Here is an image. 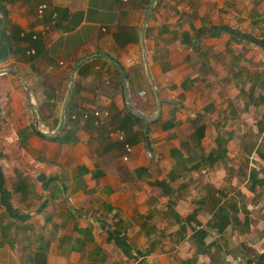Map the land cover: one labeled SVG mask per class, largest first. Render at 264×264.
I'll use <instances>...</instances> for the list:
<instances>
[{"label":"crops","instance_id":"obj_1","mask_svg":"<svg viewBox=\"0 0 264 264\" xmlns=\"http://www.w3.org/2000/svg\"><path fill=\"white\" fill-rule=\"evenodd\" d=\"M153 1L0 0V264H235L218 241L235 184L215 178L240 151L216 158L199 108L221 101L233 37L264 50V1L156 0L147 17ZM120 69L137 110L161 102L123 140Z\"/></svg>","mask_w":264,"mask_h":264},{"label":"rangeland","instance_id":"obj_2","mask_svg":"<svg viewBox=\"0 0 264 264\" xmlns=\"http://www.w3.org/2000/svg\"><path fill=\"white\" fill-rule=\"evenodd\" d=\"M254 3L253 0L248 1L249 5ZM245 12L247 16V10ZM251 13L254 11L251 10ZM248 19L247 16L245 20ZM240 21L243 22L244 18ZM261 21L263 24L264 11L261 12ZM253 24L242 29L253 32ZM258 35L264 36V28ZM236 44L240 47H236ZM229 45L226 53L240 51L243 54L239 59L224 60L223 57L214 61L215 66L225 65L223 73L221 69H213L215 81H221L223 86L221 90L217 92L216 88L214 92V96L219 95L221 101L218 105L199 108L203 117H206L203 123L209 128L207 139L202 142L213 147L211 143L219 134L227 139L225 146L230 148L229 151H240L236 158L227 156L228 159L226 157L217 165L215 179L225 180L226 184L234 183L235 186L230 191L238 197L236 208H230L236 216L232 217L230 228L225 232L229 236L220 237L218 241L230 248L227 259L233 263L258 264L257 259L264 252V185L259 186L257 183L253 190H249L252 179L248 180V176L251 170L256 172V180L262 179L264 175V50L255 43L238 37H233ZM208 54L210 53L207 52L206 55ZM225 72L227 74L224 76ZM241 89L243 92H240ZM238 141H241L240 149ZM193 142L189 141L187 145ZM224 190H228L226 185Z\"/></svg>","mask_w":264,"mask_h":264},{"label":"trees","instance_id":"obj_3","mask_svg":"<svg viewBox=\"0 0 264 264\" xmlns=\"http://www.w3.org/2000/svg\"><path fill=\"white\" fill-rule=\"evenodd\" d=\"M38 45H35V46H38ZM262 46L264 48V40H263ZM125 109H126V114L124 116L123 123L120 125V128H119L124 133L128 132L129 130H131V128H132V126L134 124H138V123H143L144 122L142 119H140V118L132 115L127 110V108H125ZM163 126H164V129H165V128L170 127L171 125L170 124H168V125H165L164 124ZM202 129H204V125H201V126L198 127V130L199 131L196 134L199 135V138L202 135L201 134L202 131H203ZM216 143H217V147H216V151H217L216 158L219 159L225 153V151H227L226 146H225L226 139L222 138L221 136H218L216 138ZM100 161H101V159H100ZM253 172L254 171H251L250 172V180L252 179V182L249 185V189L250 190H253L254 189V186L257 185V183L259 184V186H263L264 185V175H263L262 179H260V180L257 179L256 180L255 179V173H253ZM155 185L161 186V185H163V183L157 182ZM215 214H216V219H215L216 222H214V224H215L216 228L219 231H221V230H223L226 227L227 223L229 222L227 213L225 211V206H223V205L218 206L216 208ZM201 233H202V231L199 232V234H201ZM257 263L258 264H264V252L259 255V258L257 259Z\"/></svg>","mask_w":264,"mask_h":264},{"label":"water","instance_id":"obj_4","mask_svg":"<svg viewBox=\"0 0 264 264\" xmlns=\"http://www.w3.org/2000/svg\"><path fill=\"white\" fill-rule=\"evenodd\" d=\"M155 1H156V0H154L153 3L151 4V7H150V9H149V11H148V13H147V17L149 16V14H150V12H151V10H152V8H153V5H154ZM147 17H146V18H147ZM142 47H143V52H144V54H145V53H146V48H145V44H144V39H143V38H142ZM109 61H111L112 63H114V62H113L112 60H110V59H109ZM145 63H146V62H145ZM114 64H115V63H114ZM115 65H116V64H115ZM146 69H147L148 77L150 78V74H149V71H148V66H147V64H146ZM120 73H121V77H122V80H123V89H124V95H125V102H126V107H127L128 111H129L132 115H134V116H136V117H138V118H140V119H142V120H148V121L156 120V119L159 117V115H160V111H161V102H160V100H159V98H158V94H157V92L155 91V94H156V96H157V110H156V113L153 114V115H146V114L140 112V111L137 110V109L132 105V103H131V100H130V97H129L128 88L126 87V84H125L124 72H123L122 69H120ZM150 79H151V78H150ZM152 85H153V87H154L153 82H152ZM154 89H155V87H154ZM68 96H69V93H68V95H67V97H66L65 104H64V107H63V112H62V117H61V123H62L63 118H64V112H65V110H66V103H67Z\"/></svg>","mask_w":264,"mask_h":264},{"label":"built area","instance_id":"obj_5","mask_svg":"<svg viewBox=\"0 0 264 264\" xmlns=\"http://www.w3.org/2000/svg\"><path fill=\"white\" fill-rule=\"evenodd\" d=\"M46 7H47L46 3H41L38 6V8H37L38 17H40V18L43 17V14H44V11H45ZM54 16H56V14H54ZM45 33H46V29H43L40 32L41 35H45ZM32 38L33 39H37L38 36L36 34H34V35H32ZM31 52L33 53V50H31ZM102 114L106 115L107 113L105 112V113H102ZM95 115L99 116V115H101V112L96 111ZM112 134L115 135V137H117L119 140H123V138H124V133H123L122 130H116V131L112 132ZM125 151H126V153L131 151V147L128 144L125 145ZM123 159H125V160L127 159V154L123 156Z\"/></svg>","mask_w":264,"mask_h":264}]
</instances>
